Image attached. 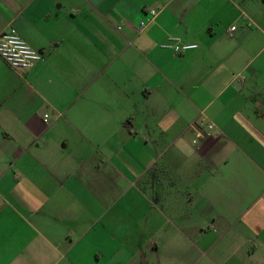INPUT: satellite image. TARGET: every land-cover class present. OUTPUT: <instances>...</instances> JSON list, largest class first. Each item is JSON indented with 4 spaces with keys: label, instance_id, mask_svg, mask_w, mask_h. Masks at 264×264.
<instances>
[{
    "label": "crops",
    "instance_id": "crops-1",
    "mask_svg": "<svg viewBox=\"0 0 264 264\" xmlns=\"http://www.w3.org/2000/svg\"><path fill=\"white\" fill-rule=\"evenodd\" d=\"M9 24L41 58L0 59V264H264V0H0Z\"/></svg>",
    "mask_w": 264,
    "mask_h": 264
},
{
    "label": "built area",
    "instance_id": "built-area-1",
    "mask_svg": "<svg viewBox=\"0 0 264 264\" xmlns=\"http://www.w3.org/2000/svg\"><path fill=\"white\" fill-rule=\"evenodd\" d=\"M150 14L149 19H152L156 14V10L151 9ZM141 25L143 26L144 23H141ZM230 29L233 30L235 27L231 26ZM195 46L196 44L179 43L178 41L170 45L173 51L178 54ZM40 58L41 55L22 38L14 26L9 24L0 31V59L9 67L15 70H27ZM201 125L205 128L202 129ZM190 127L196 131L197 137L203 138L213 129L214 124L212 122L204 124L200 121L199 123H193Z\"/></svg>",
    "mask_w": 264,
    "mask_h": 264
}]
</instances>
